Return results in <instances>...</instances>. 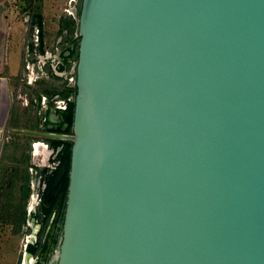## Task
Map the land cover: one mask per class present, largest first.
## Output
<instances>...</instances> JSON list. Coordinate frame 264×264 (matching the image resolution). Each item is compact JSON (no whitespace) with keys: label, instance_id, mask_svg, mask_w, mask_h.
Returning a JSON list of instances; mask_svg holds the SVG:
<instances>
[{"label":"water","instance_id":"95a60500","mask_svg":"<svg viewBox=\"0 0 264 264\" xmlns=\"http://www.w3.org/2000/svg\"><path fill=\"white\" fill-rule=\"evenodd\" d=\"M77 28L71 134L12 130L72 142L49 264H264V0H81ZM11 107L0 77V139Z\"/></svg>","mask_w":264,"mask_h":264},{"label":"rangeland","instance_id":"374dc122","mask_svg":"<svg viewBox=\"0 0 264 264\" xmlns=\"http://www.w3.org/2000/svg\"><path fill=\"white\" fill-rule=\"evenodd\" d=\"M3 1L9 11H11L15 22L11 23L9 21L6 48V61L9 65L11 75L7 79L12 107L2 127L3 136L0 139V180L3 170H5L4 173L6 174L3 176L4 179L14 170H18L20 174L22 173L25 168V163H21V161L25 155H29L30 166L39 168L46 166L48 160L46 152H40L36 157L33 156L34 145L40 142L46 146V139L35 138L32 135L13 132L12 130L36 131V128L33 126V118L37 112L35 110L36 106L34 103L29 104V107L25 106L27 102L31 101V98L35 99L32 90L36 89L41 91L42 85L40 82L51 87L63 88V82L65 81V76L63 78L59 77L61 72L56 67L60 60L58 51L61 47V44L57 42L59 38L58 26L61 22L58 19L61 16L62 7L66 0ZM33 12L43 16L44 51L39 52L36 48L37 52L35 56H31L25 62L24 43L27 38L26 29L34 32L32 30L35 25L31 24ZM26 64L30 67L32 74L26 70ZM15 145L19 147L17 152L14 151ZM28 173L37 180L40 179L38 171H33L29 168ZM35 183V179L30 183V191L37 193L39 192V188L35 186ZM26 222L18 235L13 234L11 226L0 222V264H22L25 253L24 244L26 240L28 242L31 240V228L33 227V223L28 217Z\"/></svg>","mask_w":264,"mask_h":264},{"label":"trees","instance_id":"16d2710c","mask_svg":"<svg viewBox=\"0 0 264 264\" xmlns=\"http://www.w3.org/2000/svg\"><path fill=\"white\" fill-rule=\"evenodd\" d=\"M81 5V4H80ZM80 11V7H79ZM32 24H34L40 32V51L43 52V16L39 13L33 12L31 16ZM77 29V25L70 19H64L60 22L58 26V35L66 30L69 35H72L73 32ZM72 47L70 49V57L77 60V41H70ZM65 59V58H64ZM70 65L66 66V69ZM60 71L65 70V66L60 67ZM42 85L41 91L33 89V95L35 96L37 102L40 100V95L47 97L49 100L53 101L55 97H60L66 105V109L63 114H57L62 119L57 125H54L50 128H47V125L44 127L45 131L53 133H63L66 135L71 134L72 119H73V103L69 101V97L73 94L75 95V89L63 87L56 88L46 85L43 82H40ZM33 104V103H32ZM37 105V103H36ZM63 128L64 131L62 130ZM46 143L53 149L56 150L61 148L57 154L56 158L52 161H58L59 166L54 171L50 172L48 168H39L36 166L29 165V155H25L21 161L25 163V168L20 174L18 170L11 172L6 179V175L3 170L0 180V222L11 226L12 232L14 235L20 234L22 226L27 221L26 216V204L30 195V183L31 180L35 179V186L42 189L44 186L45 189L41 195L43 204L40 207V210L37 214L34 215L36 219H40V223L43 224V229L47 225L49 217L53 216L56 210L61 207L62 211L64 209V204L67 196V185H68V171L70 164V148L72 145L71 141H60V140H50L46 139ZM19 147L15 145L14 151L17 152ZM31 168L33 171H38L41 176L40 179L32 177L28 173V169ZM65 168V175L54 187L56 177L59 171ZM53 195V200L47 202L48 193ZM56 193V195H54ZM53 244H56V239L53 240ZM46 250L45 244L42 242L41 238L35 244H29L27 247V252L32 256H40L41 252Z\"/></svg>","mask_w":264,"mask_h":264},{"label":"flooded vegetation","instance_id":"af4514ba","mask_svg":"<svg viewBox=\"0 0 264 264\" xmlns=\"http://www.w3.org/2000/svg\"><path fill=\"white\" fill-rule=\"evenodd\" d=\"M70 49H71V47L67 49L68 52H70ZM68 54L69 55L63 54V53L59 54L60 60L57 63L56 68L59 70L60 67L65 66V70L60 71L61 73L67 72V69H69V68L66 69V66L71 64L70 59L72 57H70V53H68ZM41 97L42 96L40 95L39 102H37V100H36L37 105L35 104V106H36L35 110L37 111L36 114L34 115V118H33V126L36 128L35 132H46L44 129V127L46 125H47V128H50L54 125H57L62 120L59 117V115L57 114V112H59V105L57 104V102H64V101L60 97H55V99L53 101L49 100L46 97V100L44 102H42ZM30 100L31 101L29 102V104H32L31 102L33 101V99L31 98ZM29 104L26 107H29ZM62 107H65V109H66L65 102L62 105ZM41 110L43 111L42 113H41ZM49 111L50 112L52 111V115L54 114L56 116L54 119L50 120V117H48ZM35 138H40V137H35ZM60 149L61 148H58L55 152V150H53L48 144H46L45 152H46V155L48 154L47 155L48 160H47L46 166H44L42 168H48L50 170V172L57 169V167L59 166V162L58 161H52V160H54L56 158V154ZM39 178H41V176H39ZM54 187H56V186L54 185ZM44 189H45V187L43 186L42 189L36 193V201L34 203L33 210L31 212V218L34 219L35 222H34L33 227L31 228V240L29 241L28 245L37 243L39 238H41L42 242L45 244L46 250L42 251L40 256H33L31 264H48V262H50L49 261L51 259L50 257L53 254V251L56 248L58 239L60 237V230H61L63 213L60 214L57 221L54 220L56 213L60 207L56 210V212L53 216L49 217L47 225L45 226L44 229H43V224H41L39 222L40 219L38 220L34 217V215L39 212L40 207L43 204L41 195H42ZM47 195H48L47 202L49 203L53 200L54 197L50 192ZM54 195H56V193ZM53 226H55V231L53 234H51V230H52ZM54 239H56V244H53ZM49 241H50V243H49ZM28 245H27V247H28ZM27 247L25 248V251H24L25 253H24V257H23V262L24 261L25 262L22 264L27 263L28 258H26V255H25L26 253L29 254L27 252Z\"/></svg>","mask_w":264,"mask_h":264},{"label":"built area","instance_id":"2783aa9c","mask_svg":"<svg viewBox=\"0 0 264 264\" xmlns=\"http://www.w3.org/2000/svg\"><path fill=\"white\" fill-rule=\"evenodd\" d=\"M81 4V0H66L63 7H62V12H61V16L58 20L62 21L64 19H70L72 20L78 27V17H79V7ZM35 10V9H34ZM27 18L29 19V17L27 16ZM32 24V23H31ZM32 27V25H31ZM30 28V26H29ZM31 30L26 29V40H25V52H24V60L25 62H27V60L31 57V56H35L36 54V48L40 51V32L39 29L36 26H33V30L34 32H30ZM79 39V35H78V28L73 32L72 35H69L67 33L66 30H63L60 34H59V38L58 41L59 44H61L60 50L58 51L59 54L63 53V54H67L68 53V48L72 47V44L70 43V41H77ZM43 47V45H42ZM44 51V49H43ZM68 52V53H67ZM70 67L67 70V72L65 73H61L59 74L60 78H63L65 76V81L63 82L64 87L74 89L75 88V64H76V60L74 58L70 59ZM25 68L27 71L30 72V74H32V71H30V67L28 66V64L25 65ZM42 96V95H41ZM74 95L72 94L69 97V101L72 102ZM42 102H44L46 100L45 96L41 97ZM32 103L36 104V98L33 99ZM29 104V102H27L25 104V106H27ZM57 104L59 105V108L62 107V105L64 104V102H57ZM28 240L25 241L24 244V249L27 247L28 245ZM25 251V250H24ZM23 263V262H22Z\"/></svg>","mask_w":264,"mask_h":264},{"label":"crops","instance_id":"0c3cea01","mask_svg":"<svg viewBox=\"0 0 264 264\" xmlns=\"http://www.w3.org/2000/svg\"><path fill=\"white\" fill-rule=\"evenodd\" d=\"M14 20L15 19L13 18L11 11H9L4 1L0 0V77L7 78L8 76H11L10 68L6 61V51H7L6 48H7V42H8L7 40H8L9 21L13 23L15 22ZM21 53H22V49H21ZM21 60H22V57H21ZM32 181L33 179L31 180V182ZM30 194H31L29 197L30 199H28L27 204H26V216L27 217H28V213L32 212L31 207L34 206V203H35L34 201H36V193L34 191H30Z\"/></svg>","mask_w":264,"mask_h":264},{"label":"bare ground","instance_id":"6f19581e","mask_svg":"<svg viewBox=\"0 0 264 264\" xmlns=\"http://www.w3.org/2000/svg\"><path fill=\"white\" fill-rule=\"evenodd\" d=\"M45 145L43 144V143H36L35 145H34V152H33V156H38V154H39V152H45ZM48 148V147H47ZM43 154V153H42ZM44 155V154H43ZM48 155V154H47ZM32 208V207H31ZM26 255V258H29V259H27V263L26 264H31L32 263V258L33 257H30L29 256V254H25Z\"/></svg>","mask_w":264,"mask_h":264}]
</instances>
